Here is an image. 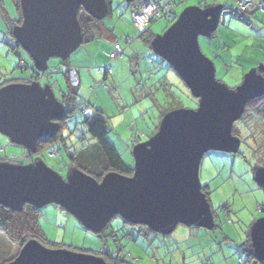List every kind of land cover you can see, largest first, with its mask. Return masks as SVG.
<instances>
[{"label": "water", "instance_id": "1", "mask_svg": "<svg viewBox=\"0 0 264 264\" xmlns=\"http://www.w3.org/2000/svg\"><path fill=\"white\" fill-rule=\"evenodd\" d=\"M19 2L22 21L12 35L41 77L47 76L49 58L66 60L81 44L78 7L99 20L108 13L106 0ZM221 12L220 5L186 7L152 40V52L173 69L198 103L167 112L158 131L134 145L131 176L109 171L98 181L71 168L64 178L41 159L27 165L0 161V205L19 212L25 204L40 208L54 203L94 233L114 216L162 234L171 233L178 223L212 229L213 215L198 179L201 158L210 150L236 153L240 139L231 134L232 124L249 101L264 95L263 68L249 71L229 88L217 81L213 61L201 51L198 37L216 31ZM64 114L63 104L47 84L34 80L0 87V133L29 156L36 152L39 138L54 134ZM255 177L256 170L254 180L264 191V179ZM249 236L255 257L264 262V215L251 224ZM5 264L109 263L95 254L48 248L30 238Z\"/></svg>", "mask_w": 264, "mask_h": 264}, {"label": "rangeland", "instance_id": "2", "mask_svg": "<svg viewBox=\"0 0 264 264\" xmlns=\"http://www.w3.org/2000/svg\"><path fill=\"white\" fill-rule=\"evenodd\" d=\"M161 3L168 0H157ZM177 15L189 6H225L236 10L234 0H171ZM180 2L176 4L175 2ZM2 9L11 18L16 12L12 0H2ZM209 37L199 36L201 51L215 66V78L229 88L237 86L253 68L264 69V14L259 10L244 13L242 22L229 13ZM111 39L97 38L81 44L68 57L79 77L77 104L69 120L73 134L68 148L60 155L44 153L42 161L66 177L70 172V155L82 144L94 140L86 133L82 120L88 116L105 119L107 140L117 149L122 161L133 167L132 148L156 133L160 120L167 112L180 108H195L193 97L177 74L158 55L150 52L147 42L131 20V10L125 0H110V14L102 19ZM172 22L164 16L149 24L150 32L162 35ZM11 36L0 10V79L26 78L33 61L23 49H12ZM117 41L122 55L108 58ZM9 42V43H8ZM238 59V62H234ZM236 63V64H235ZM46 77L38 83L51 87L56 99L69 89L65 67L56 57L47 61ZM23 66V67H22ZM70 79V77H69ZM195 105V107H193ZM67 133V131L65 132ZM251 144V143H250ZM28 151L9 142L0 133V159H16L30 163ZM36 156L33 157L35 159ZM256 155L246 142L236 153L210 150L203 154L198 179L208 186V198L215 213L216 228L206 229L177 225L169 234L152 231L144 225H129L115 216L99 233L87 230L58 205L50 203L39 208L38 223L48 248H67L93 254L109 250L128 264H242L239 247L249 225L264 215V191L255 182L253 168ZM227 205L229 213L222 210ZM230 221V222H229ZM17 250H14V254Z\"/></svg>", "mask_w": 264, "mask_h": 264}, {"label": "trees", "instance_id": "3", "mask_svg": "<svg viewBox=\"0 0 264 264\" xmlns=\"http://www.w3.org/2000/svg\"><path fill=\"white\" fill-rule=\"evenodd\" d=\"M106 1L108 6L107 15H109L110 0H106ZM146 1L147 0H134L128 3L127 5L130 8V10H133L140 8L143 4H145ZM154 1L157 4H160L159 1L157 0ZM1 2L2 0H0L1 15L4 19V23L7 29L8 25H11L13 21L11 17L5 12V10L2 9ZM175 3L178 4L179 1ZM15 4H16V10H18V2L15 1ZM254 10L255 9L253 8L249 10L240 11L237 7L235 11L234 10L229 11L225 6H222L220 22L223 20L224 17L223 14L229 13L232 18L237 17V19L241 20L242 22L249 24V21L243 18L242 15L250 11L254 12ZM176 18L177 15H175V17L169 21L173 23L176 20ZM77 19L79 21L81 28V36H82L81 44L89 43L101 37L111 39L112 36H110L109 33L110 31L108 27L102 22V20L95 19L90 14L85 12L82 7H78L77 9ZM19 20H21V15L19 16ZM9 34L11 36V39L9 41L13 43L12 49L13 50L22 49L10 31ZM140 34H141L140 38H143L145 42H147V45L149 46L150 44L151 46V42L155 36H153L150 33V29L148 28L147 30L140 32ZM67 59L66 60L59 59L61 61V64L65 67L64 75L67 78L69 85L68 91L62 92V97L59 99V101L64 106V112H65L64 117L62 118V120L58 122V127L50 138H39L37 140L36 152L30 155L29 161L31 160L33 162L39 159L42 160L44 153L50 155V152L52 151L54 152V154L50 156L60 155V148L56 147L57 143H60L61 148L64 150L68 148L67 140L73 134L72 131L73 128L72 129H70L71 127L69 128V120L75 114L76 110L80 108V105L77 104L76 102L78 95L77 86H79V84L77 86H74L71 84L69 79V69L74 66H72ZM74 68L76 69V67ZM169 68L171 67L169 66ZM33 70H36L34 64L32 67V71ZM37 74L38 75L36 76L39 78L43 73L38 71ZM33 79L37 81V78L33 77ZM1 80L2 79H0V82ZM26 80L27 79L25 78L18 77V78L4 79L3 81L6 84L12 82H21ZM197 103H198V98H197ZM81 124L85 126L86 133L94 140V142L87 145L82 144L78 151L70 155V165H69L70 168L80 169L81 171L89 174L98 181L102 178V176L105 173L109 171H115L122 175L131 176L133 173V167L126 165L122 161L117 149L107 140L108 129L106 126L105 119L100 117L88 116L82 120ZM158 128L159 125L156 128V132L158 131ZM66 131L67 133H65ZM231 134L237 136L240 139V144L242 141L246 142V145L249 147L252 153L256 155V166L253 168V173L258 167H263L264 166V95L249 101L245 105L242 115L239 117L238 120H236L232 124ZM8 140L10 143L14 144L9 138ZM34 156H36L35 159H33ZM0 161L11 162L14 164H21L20 161L13 158L2 159V160L0 159ZM201 190L205 194V197L210 205L208 198V192H209L208 186L207 185L201 186ZM222 210L225 211L227 214L229 213V209L225 204L222 206ZM258 211L264 212V207H262L261 209L259 207ZM211 212L214 221L215 213L212 209ZM38 214H39V208H36L29 204H25L22 210L19 212L12 211L9 208L0 205V264H5L6 262L12 260L16 256L20 247L30 238H35L41 244L46 245L45 242H47V240L45 239L38 223ZM255 220L256 219H254V221ZM125 223L129 224L127 222ZM179 224L181 223H178L177 225ZM251 224L247 229L245 238L240 243L239 250L244 255V258L239 259V262L242 264H264L263 261L258 260L255 257V254L253 252V247L251 245L250 236H249ZM129 225H133V224H129ZM190 227H194V226H190ZM216 227L217 225L214 224L213 228ZM15 249L17 250V252L14 254ZM93 254L101 256L109 264H128L124 260L118 259L117 258L118 256H115V252L112 253L107 249L102 250L101 252L94 251Z\"/></svg>", "mask_w": 264, "mask_h": 264}, {"label": "built area", "instance_id": "4", "mask_svg": "<svg viewBox=\"0 0 264 264\" xmlns=\"http://www.w3.org/2000/svg\"><path fill=\"white\" fill-rule=\"evenodd\" d=\"M236 6L240 11L255 9L264 14V3L261 0H234ZM172 5L167 2L164 4H157L154 0H147L140 8L131 10V20L136 28L143 32L148 29L152 20L164 16L168 20L173 18ZM122 55L121 47L118 42H114L112 50L108 53L110 59H114ZM69 77L72 85L77 86L79 84V77L74 67L69 69ZM135 144L137 142H134ZM54 152H50L53 155ZM31 161V160H30ZM262 207H260L261 209Z\"/></svg>", "mask_w": 264, "mask_h": 264}, {"label": "flooded vegetation", "instance_id": "5", "mask_svg": "<svg viewBox=\"0 0 264 264\" xmlns=\"http://www.w3.org/2000/svg\"><path fill=\"white\" fill-rule=\"evenodd\" d=\"M15 1H17L18 2V10H16V4H15ZM12 3H13V6H14V9H15V12H16V16H15V18H11L12 19V24L11 25H8V28H7V31L9 32H11L12 33V29H13V27L15 26V25H18V24H20L21 23V21H22V15H21V10H20V2H19V0H14V1H12ZM20 12V13H19ZM8 14V13H7ZM21 15V20H19V16ZM17 20H18V22H17ZM23 67V66H22ZM38 73V71H36V70H31L30 72H29V74H28V76L25 78V79H27L26 81H21V82H23V83H29V82H31V81H34L35 79H33V77H35V78H37V80H38V77L36 76V75H38L37 74ZM3 83V84H2ZM12 83H14V82H12ZM0 84H2V85H0V87H2V86H4V85H6V84H9V83H4V81H1L0 82ZM6 137V136H5ZM28 157L30 158V156L28 155Z\"/></svg>", "mask_w": 264, "mask_h": 264}, {"label": "crops", "instance_id": "6", "mask_svg": "<svg viewBox=\"0 0 264 264\" xmlns=\"http://www.w3.org/2000/svg\"><path fill=\"white\" fill-rule=\"evenodd\" d=\"M164 3H167V2H164ZM164 3H161L160 2V4H164ZM180 3V2H179ZM178 3V4H179ZM171 5H172V10H173V13L175 14V15H177L176 13H175V9H174V7H175V5L173 4V3H171ZM211 6H214V5H211ZM199 7H201V6H199ZM205 7H209V6H205ZM202 8H204V7H202ZM222 13V12H221ZM173 14V18L175 17V15ZM178 16V15H177ZM220 18H221V15H220ZM219 23H220V21H219ZM219 25V24H218ZM151 33V32H150ZM152 34V33H151ZM153 35V34H152ZM151 35V36H152ZM153 36H155V35H153ZM149 49H150V52H152V50H151V46H150V44H149ZM153 53V52H152ZM154 54V53H153ZM234 62H238V59H236ZM236 64V63H235ZM259 68H261V67H258V68H253V69H259ZM173 70V69H172Z\"/></svg>", "mask_w": 264, "mask_h": 264}, {"label": "snow or ice", "instance_id": "7", "mask_svg": "<svg viewBox=\"0 0 264 264\" xmlns=\"http://www.w3.org/2000/svg\"><path fill=\"white\" fill-rule=\"evenodd\" d=\"M239 91H243V88H241ZM193 107H195V105H193ZM261 178V179H264V167H260V168H257L256 169V179L257 178Z\"/></svg>", "mask_w": 264, "mask_h": 264}]
</instances>
